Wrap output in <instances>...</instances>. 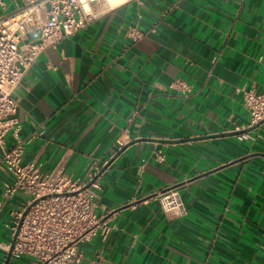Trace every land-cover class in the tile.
<instances>
[{
    "label": "crops",
    "instance_id": "crops-1",
    "mask_svg": "<svg viewBox=\"0 0 264 264\" xmlns=\"http://www.w3.org/2000/svg\"><path fill=\"white\" fill-rule=\"evenodd\" d=\"M2 2L0 16L24 6ZM95 9L87 28L45 49L16 90L20 135H34L23 161L44 173L59 168L88 182L122 148L118 140L147 139L97 178L96 211L113 228L78 242L85 258L73 264L98 255L105 264H264V122L244 139L158 141L246 129L244 92L264 88V0H99ZM178 79L191 90L172 89ZM13 143L9 134L4 147ZM173 186L184 216L161 208L159 194ZM26 200L19 192L0 206V264L12 212ZM37 263L12 254L8 264Z\"/></svg>",
    "mask_w": 264,
    "mask_h": 264
},
{
    "label": "built area",
    "instance_id": "built-area-1",
    "mask_svg": "<svg viewBox=\"0 0 264 264\" xmlns=\"http://www.w3.org/2000/svg\"><path fill=\"white\" fill-rule=\"evenodd\" d=\"M23 1L24 6L17 12L0 16V146L3 148L0 171L7 175L2 197L5 201L19 192L27 196L24 206L12 212L14 233L20 224L12 254L31 255L37 259V264H73L85 258L77 247L78 242L96 234L106 238L113 228L96 211L97 179L81 191L97 172L91 174L87 182L59 168L44 173L35 163L23 161L26 145L34 135H20L22 124L16 115V90L47 47L56 46L62 39L87 28L99 16L95 9L99 0ZM0 3L3 4L2 0ZM33 32L39 35L29 39ZM170 87L185 93L191 90L186 81L179 79ZM244 104L250 113L249 123L244 128L264 120V88L257 90L253 86L246 90ZM9 134L14 137V143L4 147ZM249 137V133L240 135L242 139ZM118 143L123 147L126 142L120 139ZM156 158L161 162L165 156L157 151ZM158 197L164 212L187 214L178 187L166 188ZM88 264H105V260L98 255L89 259Z\"/></svg>",
    "mask_w": 264,
    "mask_h": 264
},
{
    "label": "water",
    "instance_id": "water-1",
    "mask_svg": "<svg viewBox=\"0 0 264 264\" xmlns=\"http://www.w3.org/2000/svg\"><path fill=\"white\" fill-rule=\"evenodd\" d=\"M264 120H262L261 122H259L258 124L254 125V126H251V127H248L246 129H242V130H236V131H233V132H227V133H220V134H213V135H210V136H198V137H194V138H186V139H180V140H171V139H162V140H158L160 142H164V143H178V142H184V141H188V140H201V139H206V138H213V137H218V136H227V135H241V134H244V133H249L253 130H255L257 127H259V125L261 123H263ZM142 140H147V139H139V140H134L133 142H131L130 144L132 143H135V142H139V141H142ZM156 140V139H155ZM130 144H126L124 145L112 158L111 160H109V162H107V164H105V166L101 169L100 172H98V174H96V176L91 179L82 189V190H85L86 188H89L91 186V184L105 171V169L115 160V158L124 151V149L130 145ZM35 202H33L34 204ZM31 204V205H33ZM31 205L26 209L25 213L27 212V210L31 207ZM21 223V222H20ZM20 227V224L17 228V230L15 231L14 233V237H13V240H12V243L10 245V248H9V252H8V257H7V260L5 262V264H8L11 257H12V253H13V247H14V243L16 241V238H17V234H18V229Z\"/></svg>",
    "mask_w": 264,
    "mask_h": 264
},
{
    "label": "bare ground",
    "instance_id": "bare-ground-1",
    "mask_svg": "<svg viewBox=\"0 0 264 264\" xmlns=\"http://www.w3.org/2000/svg\"><path fill=\"white\" fill-rule=\"evenodd\" d=\"M108 1H109V3H110L111 5L115 6V5H117V4L122 3V2L125 1V0H108Z\"/></svg>",
    "mask_w": 264,
    "mask_h": 264
}]
</instances>
